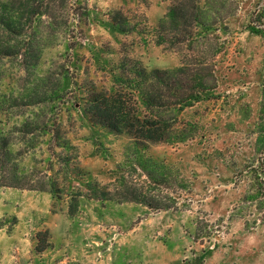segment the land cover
Wrapping results in <instances>:
<instances>
[{
  "label": "rangeland",
  "instance_id": "obj_1",
  "mask_svg": "<svg viewBox=\"0 0 264 264\" xmlns=\"http://www.w3.org/2000/svg\"><path fill=\"white\" fill-rule=\"evenodd\" d=\"M5 1L0 19L6 22L10 5H21V14L31 6L38 11L23 39L33 45L28 57L39 62L26 73L21 56L0 57V128L60 123L72 147L67 157L76 158L83 177L67 181L59 150L48 153L42 133L27 138L33 149L19 146L21 169L41 179L51 175L63 190L56 196L0 187V264H264V225L253 224L255 208L241 202L247 180L238 175L257 157L264 0H203L207 31L191 50L156 44L170 0ZM113 11L129 19L131 34L113 31ZM21 37L0 27L2 41L21 44ZM186 55L203 63L199 69L214 88L208 98L165 115L177 118L178 139L171 143L134 147L77 108L89 83L111 88L124 57L151 70L177 68ZM87 182L110 188L124 182L170 208L89 198Z\"/></svg>",
  "mask_w": 264,
  "mask_h": 264
},
{
  "label": "trees",
  "instance_id": "obj_2",
  "mask_svg": "<svg viewBox=\"0 0 264 264\" xmlns=\"http://www.w3.org/2000/svg\"><path fill=\"white\" fill-rule=\"evenodd\" d=\"M6 1L10 4L14 2ZM202 1L170 0L167 15L156 28V44H170L176 49L185 47L191 50L195 44L205 38L203 36L207 31V24L204 22ZM8 9L11 19L7 22L0 19L2 33L15 37L22 36V43L11 45L0 40V57L21 56L22 71L27 73L38 65L39 57L36 55L28 57L33 45L26 43L25 41L28 40L23 39V36L28 26H32V20L38 15V11L35 12L31 6L28 12L21 14L24 11H21V5L20 7L10 5ZM22 19L27 21L23 22ZM108 21L113 31L119 34L129 35L134 30L129 19L121 11L110 13ZM191 56L182 57L177 68L151 70L124 57L116 67L117 73L112 75L111 88H97L89 83L85 89H82L81 103L77 108L90 123L110 134L126 136L134 147L146 148L149 145L171 143L178 139L173 137L176 133L173 127L177 123V118L175 115L173 119H166L165 115L182 111L208 98L207 90L214 88L205 81V76L201 73L202 69H199L203 63L190 59ZM212 73L213 71L210 72L211 77ZM56 93L57 90L52 91V94ZM36 132L48 136L46 148L48 153L54 154L59 150L57 153L59 169H63L67 175V181L71 179L70 176L76 181L82 180L83 174L76 158L67 157V151L72 147L61 130V124L56 121L37 123L31 120L7 130L0 128V187L40 190L58 196L63 188L59 186L57 178L51 175L38 178L33 171H23L19 165V157L22 155L19 146H27L26 150L33 149L35 145H32L27 138ZM255 143L256 159L246 165L238 175L239 177L244 175L247 180V189L241 202L248 208H255L258 217L253 220V224L264 225V93ZM15 147L17 149L14 151ZM49 171H53V167L47 172ZM85 190L89 198L97 200L132 202L157 211L170 208L161 203L160 199H153L145 191L127 186L124 182L112 188L97 182H87ZM70 199L72 203L70 202L68 206V212L74 215L78 203L73 197Z\"/></svg>",
  "mask_w": 264,
  "mask_h": 264
}]
</instances>
